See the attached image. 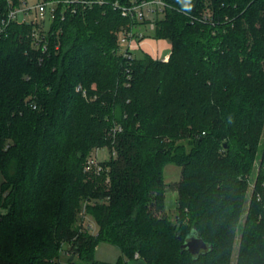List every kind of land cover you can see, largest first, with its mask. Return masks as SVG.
Listing matches in <instances>:
<instances>
[{"label":"trees","instance_id":"16d2710c","mask_svg":"<svg viewBox=\"0 0 264 264\" xmlns=\"http://www.w3.org/2000/svg\"><path fill=\"white\" fill-rule=\"evenodd\" d=\"M113 1L57 12L40 63L30 23L12 22L0 39V264H103L100 241L120 248L117 264H230L237 232L235 264H264V0H193L187 14L162 0L141 38L167 39L165 61L118 52V32L146 21ZM101 147L114 154L98 175L85 172ZM169 163L180 167L174 219ZM81 209L97 234L77 223ZM192 233L207 250L181 248Z\"/></svg>","mask_w":264,"mask_h":264},{"label":"built area","instance_id":"2783aa9c","mask_svg":"<svg viewBox=\"0 0 264 264\" xmlns=\"http://www.w3.org/2000/svg\"><path fill=\"white\" fill-rule=\"evenodd\" d=\"M106 0H37L32 6H25V0H19L17 5L13 4V0H6V10L0 15V39L8 35V28L12 22L30 23V30L27 36L31 40L32 49L39 50L37 55V61L40 63L43 60V54L47 52L49 47L48 33L51 27V22L59 12L60 18L63 19L66 13H76L79 10L89 9L93 4H103ZM22 4V6H20ZM114 9H118L122 16L136 19L145 20V26L149 30L154 27V19L159 16L164 3L162 0H127L126 3H120L118 0H114L112 3ZM34 13L35 17L32 19L27 18V14ZM21 14V16H20ZM143 24H139L136 27L127 28L124 27L118 32L119 50L123 56L132 58L135 56L133 50L137 48L136 43L141 41V37L144 34L142 27ZM140 37V39H138ZM54 48H57V44H54ZM168 54L163 56V61L167 60ZM129 69L126 70L128 72ZM76 90L80 91L83 96H86V90L77 85ZM32 108H35V103H30ZM121 127L114 125L110 129V134L114 137L115 133L119 131ZM99 148H94L87 156L83 170L87 173L98 175L103 171V165L96 156V152ZM109 156L114 154V151H110ZM92 153L94 154L92 156ZM108 181V178L105 180Z\"/></svg>","mask_w":264,"mask_h":264},{"label":"rangeland","instance_id":"374dc122","mask_svg":"<svg viewBox=\"0 0 264 264\" xmlns=\"http://www.w3.org/2000/svg\"><path fill=\"white\" fill-rule=\"evenodd\" d=\"M26 1V5L25 6H32L36 3L37 0H25ZM22 6V4L20 5ZM21 16V14H20ZM162 14L159 15V17H161ZM35 17L34 13H30L27 14V18L32 19ZM141 30H144V33H146L145 35H149L151 33V30L148 29L147 26H142L139 27ZM117 31H115V35ZM151 36V35H150ZM150 36H146L144 37V39H146L142 45H141V50L140 49H134L133 52L135 55L137 56H141L143 53H147L148 56H150L153 59H163L164 54L169 53L170 51V42L167 39H156V38H152ZM143 39V38H142ZM264 139V128H263V132H262V137H261V141ZM109 149L107 147H101L97 150L96 152V156L98 157V159L100 161H105L109 159ZM94 154L92 153V156ZM259 163H260V156H259V152L256 155V158L254 160V164H253V170H252V174L250 175L249 178V186H248V190H247V196H248V200L249 197L252 193L254 184H255V176L256 173L258 172V167H259ZM163 178H164V182L166 183V198H167V204L170 201V194L172 193L174 195V205L171 207V209L166 208V210L168 211L170 217L172 219H174L175 216V207L177 205V192L174 189V186L176 184V182L179 180L180 178V167L174 165V164H166L163 168ZM3 181V176L0 172V185ZM4 195V192L2 193V196ZM248 205V204H247ZM5 210L4 206L0 205V214L3 213ZM84 214L83 209H81V211L79 212V214H77V223L81 224V226L85 229L87 228V231L90 235H95L97 234V225L94 222V220L92 219V217L88 214ZM81 215V217L79 216ZM80 218H83L82 220ZM238 241H239V232L236 233L235 235V239H234V245H233V250H232V254H231V259H230V264H235V260H236V254H237V246H238ZM63 250H62V261L65 260V256H64V252H70L68 245L64 244L63 245ZM67 250V251H66ZM73 256V254H72ZM93 256L94 259L97 261L102 262L103 264H117V262H124L126 260L124 254L122 253V251L120 250V248L114 244L105 242V241H100L96 247L93 250Z\"/></svg>","mask_w":264,"mask_h":264},{"label":"water","instance_id":"95a60500","mask_svg":"<svg viewBox=\"0 0 264 264\" xmlns=\"http://www.w3.org/2000/svg\"><path fill=\"white\" fill-rule=\"evenodd\" d=\"M78 155L80 156V153ZM180 246L182 249L187 250L193 255H197L201 251L208 249V245L206 244V242L195 233L189 235ZM127 264H146V262L143 259L133 258L127 260Z\"/></svg>","mask_w":264,"mask_h":264},{"label":"clouds","instance_id":"9594fccd","mask_svg":"<svg viewBox=\"0 0 264 264\" xmlns=\"http://www.w3.org/2000/svg\"><path fill=\"white\" fill-rule=\"evenodd\" d=\"M177 3L180 4V11L187 14L190 13L194 7L193 0H177ZM228 123H232V117L228 119Z\"/></svg>","mask_w":264,"mask_h":264},{"label":"crops","instance_id":"0c3cea01","mask_svg":"<svg viewBox=\"0 0 264 264\" xmlns=\"http://www.w3.org/2000/svg\"><path fill=\"white\" fill-rule=\"evenodd\" d=\"M146 39H141V41L140 42H138V43H136L135 44V46L137 47L136 49H140L141 50V45H142V43L145 41ZM166 54H168V53H166ZM166 54H164V55H166ZM174 195L171 193L170 194V201H169V203L167 204V198H166V195H165V207L166 208H169V209H171V207L174 205Z\"/></svg>","mask_w":264,"mask_h":264}]
</instances>
